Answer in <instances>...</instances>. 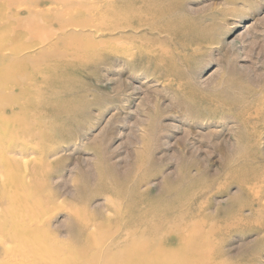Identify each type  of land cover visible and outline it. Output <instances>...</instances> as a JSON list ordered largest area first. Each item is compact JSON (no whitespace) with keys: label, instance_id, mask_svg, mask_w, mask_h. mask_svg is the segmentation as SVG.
Returning a JSON list of instances; mask_svg holds the SVG:
<instances>
[{"label":"rangeland","instance_id":"1","mask_svg":"<svg viewBox=\"0 0 264 264\" xmlns=\"http://www.w3.org/2000/svg\"><path fill=\"white\" fill-rule=\"evenodd\" d=\"M124 1L150 42L86 32L11 75L21 111L3 114L29 133L0 155V215L102 244L100 264L131 238L179 264H264V0ZM108 10L48 3L31 27L99 34Z\"/></svg>","mask_w":264,"mask_h":264},{"label":"bare ground","instance_id":"2","mask_svg":"<svg viewBox=\"0 0 264 264\" xmlns=\"http://www.w3.org/2000/svg\"><path fill=\"white\" fill-rule=\"evenodd\" d=\"M70 1L0 0V155L9 147L10 138L20 139L29 133L25 123L14 122L3 114L7 107H10L11 114L15 113L12 108L17 105L21 111V104L16 102V97L10 98L17 87L10 79L11 75L20 73L22 67H29L28 64L31 70L38 71L42 66V58L49 57L48 51L63 40L86 32L94 38H106L111 46L116 43L139 45L140 42H150L147 36L152 31L153 20L148 16L128 17L124 0H105L109 4L106 19L109 25L99 34L91 30L89 25L60 24L55 30L49 28L43 32L31 27L32 22L47 11L48 3L59 5ZM134 21L141 25H133ZM27 37H31V45H26ZM17 124V130L10 129ZM35 223H26L7 214L0 215V264H100L96 262L93 251L99 252L103 248L102 244L80 249L62 247ZM131 240L123 255L106 257V261L109 264L178 263L175 262L178 261L176 250L172 248L160 245L140 247L134 238Z\"/></svg>","mask_w":264,"mask_h":264}]
</instances>
